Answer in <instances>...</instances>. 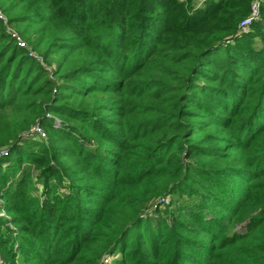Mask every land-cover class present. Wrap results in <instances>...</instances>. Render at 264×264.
Here are the masks:
<instances>
[{"label":"trees","instance_id":"16d2710c","mask_svg":"<svg viewBox=\"0 0 264 264\" xmlns=\"http://www.w3.org/2000/svg\"><path fill=\"white\" fill-rule=\"evenodd\" d=\"M252 1L0 0V264H264Z\"/></svg>","mask_w":264,"mask_h":264},{"label":"built area","instance_id":"2783aa9c","mask_svg":"<svg viewBox=\"0 0 264 264\" xmlns=\"http://www.w3.org/2000/svg\"><path fill=\"white\" fill-rule=\"evenodd\" d=\"M205 2V0H196V9L197 8H201L203 3ZM261 3L262 0H253L250 6V13L248 16H246L245 18H243L239 25H238V35H245L248 32H250V28L251 25L258 21L260 18V7H261ZM0 20L2 21V23L6 26L7 24V20L4 18L3 14L0 12ZM9 33L10 36L12 37V39L14 40V42L17 44V46H19L20 48H26V44L24 43V41L21 39V36L18 34V32L9 29ZM29 56L34 57L37 61H39L40 63L43 64V61L41 58H39L34 52L30 51L29 52ZM48 118H51V115L47 114ZM30 134H37L39 136L44 137L45 134L44 132L41 130V128L36 125L34 127L31 128L30 130ZM7 155V151L6 150H1L0 151V157H4ZM170 199L168 196H162L161 198H159L158 200H156L154 202V204L151 206V208L149 210H147L142 217L146 218L149 216H152L155 214V211L157 210L158 207L162 208V207H166L167 205H169ZM115 256H110V257H106L104 259V263H108L110 260L114 259Z\"/></svg>","mask_w":264,"mask_h":264},{"label":"rangeland","instance_id":"374dc122","mask_svg":"<svg viewBox=\"0 0 264 264\" xmlns=\"http://www.w3.org/2000/svg\"><path fill=\"white\" fill-rule=\"evenodd\" d=\"M2 13V12H1ZM3 14V13H2ZM3 16H4V18L7 20V18L5 17V15L3 14ZM1 21V20H0ZM2 22V21H1ZM3 24V23H2ZM6 28H7V31H10L9 29H11V30H14V31H18V29L15 27V26H12V25H6L5 26ZM21 39L24 41V43L26 44V46L28 47V43L25 41V39H23L22 37H21ZM29 48V47H28ZM30 49V48H29ZM36 55H37V53L36 52H34ZM43 64H45V63H43ZM55 92V91H54ZM40 137H42V136H40ZM162 209H164V207H162ZM1 261V260H0ZM2 262V261H1Z\"/></svg>","mask_w":264,"mask_h":264}]
</instances>
